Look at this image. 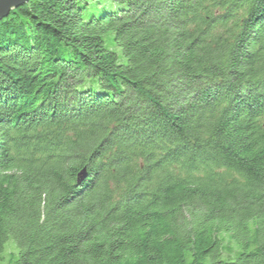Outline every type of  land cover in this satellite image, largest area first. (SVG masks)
Returning a JSON list of instances; mask_svg holds the SVG:
<instances>
[{
	"label": "trees",
	"instance_id": "1",
	"mask_svg": "<svg viewBox=\"0 0 264 264\" xmlns=\"http://www.w3.org/2000/svg\"><path fill=\"white\" fill-rule=\"evenodd\" d=\"M0 264H264V0L0 21Z\"/></svg>",
	"mask_w": 264,
	"mask_h": 264
},
{
	"label": "water",
	"instance_id": "2",
	"mask_svg": "<svg viewBox=\"0 0 264 264\" xmlns=\"http://www.w3.org/2000/svg\"><path fill=\"white\" fill-rule=\"evenodd\" d=\"M30 0H0V21L9 17L10 13L14 10H17L26 4H28ZM88 177V173L86 169H83L77 178V182H84Z\"/></svg>",
	"mask_w": 264,
	"mask_h": 264
},
{
	"label": "rangeland",
	"instance_id": "3",
	"mask_svg": "<svg viewBox=\"0 0 264 264\" xmlns=\"http://www.w3.org/2000/svg\"><path fill=\"white\" fill-rule=\"evenodd\" d=\"M61 53H62V56H64L65 58H68L69 57V55H68V52H66L65 50H63V51H61ZM6 248H7V250L5 251V253L4 254H7L6 256H5V259H7V257H9V255L8 254H14V253H17L18 254V246H17V244H16V242L13 240V239H10L7 243H6ZM16 249H15V248ZM16 250H17V252H16ZM6 261V260H5Z\"/></svg>",
	"mask_w": 264,
	"mask_h": 264
}]
</instances>
